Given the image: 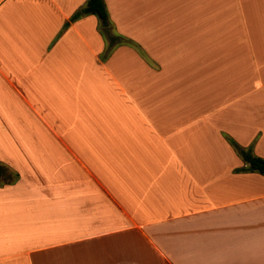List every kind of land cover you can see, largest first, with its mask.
<instances>
[{"label":"crops","instance_id":"0c3cea01","mask_svg":"<svg viewBox=\"0 0 264 264\" xmlns=\"http://www.w3.org/2000/svg\"><path fill=\"white\" fill-rule=\"evenodd\" d=\"M103 1L0 5V264H264V0Z\"/></svg>","mask_w":264,"mask_h":264},{"label":"trees","instance_id":"16d2710c","mask_svg":"<svg viewBox=\"0 0 264 264\" xmlns=\"http://www.w3.org/2000/svg\"><path fill=\"white\" fill-rule=\"evenodd\" d=\"M85 15H94L98 18L99 31L103 38L109 40V48L112 49L115 46L127 45L140 52L139 48L132 41L114 33L103 0H87L86 4L71 17L70 21L73 22ZM66 27H68V23L65 24L64 28ZM228 141L243 162L247 164V171L255 172L264 176V159L253 155L250 149L242 148L232 140ZM12 176L13 179H17V174H13ZM9 178H11L10 175H5L4 181L9 183Z\"/></svg>","mask_w":264,"mask_h":264},{"label":"rangeland","instance_id":"374dc122","mask_svg":"<svg viewBox=\"0 0 264 264\" xmlns=\"http://www.w3.org/2000/svg\"><path fill=\"white\" fill-rule=\"evenodd\" d=\"M240 147H241V146H240ZM232 148H233V147H232ZM246 149H247V148H246ZM248 149L251 150L252 148H251V147H248ZM2 166H3V165L0 164V176L2 175V178H0V181L3 180V179L5 178V175H10V173H11L9 169H8L9 172H7L6 169H2ZM4 168H5V166H4ZM6 168H7V167H6ZM3 176H4V178H3ZM9 179H10V178H9Z\"/></svg>","mask_w":264,"mask_h":264},{"label":"built area","instance_id":"2783aa9c","mask_svg":"<svg viewBox=\"0 0 264 264\" xmlns=\"http://www.w3.org/2000/svg\"><path fill=\"white\" fill-rule=\"evenodd\" d=\"M5 0H0V5L4 2Z\"/></svg>","mask_w":264,"mask_h":264}]
</instances>
